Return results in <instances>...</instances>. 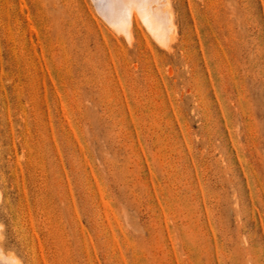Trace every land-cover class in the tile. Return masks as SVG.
<instances>
[{
    "label": "rangeland",
    "instance_id": "obj_1",
    "mask_svg": "<svg viewBox=\"0 0 264 264\" xmlns=\"http://www.w3.org/2000/svg\"><path fill=\"white\" fill-rule=\"evenodd\" d=\"M157 2L0 0V256L264 264V0Z\"/></svg>",
    "mask_w": 264,
    "mask_h": 264
},
{
    "label": "bare ground",
    "instance_id": "obj_2",
    "mask_svg": "<svg viewBox=\"0 0 264 264\" xmlns=\"http://www.w3.org/2000/svg\"><path fill=\"white\" fill-rule=\"evenodd\" d=\"M94 1L97 4L99 11H101V14H103V16L106 17L105 19H107V21L110 22L111 26L115 27L116 29H118L122 32L128 31L127 33L130 34L129 27L131 25H133L135 27L134 24L137 23L140 26V25H143L140 23L145 21L144 25H145V23L147 24L146 28H147V26L150 27V29L152 30V31L150 30V32H153L155 34L154 36L157 37L159 41L160 40L165 41L167 39H168L167 41H169V39H171L173 41L175 36L178 35V34L174 35L175 30L178 28L174 25L175 23H173L175 21V20L173 21V17H172L173 14L170 13V11H165V10L162 12L159 10V7H157V6H153V8H152V6H151L152 3H156L157 0H94ZM169 2H170V0H169ZM169 2H165L163 7H168ZM155 7H157V8H155ZM97 11H96V13H97ZM133 22H135V23L132 24ZM133 26H132V28H134ZM139 26H138V31L140 30ZM134 30H135V32L137 31L136 29H133L131 32L133 33ZM141 30L140 31L142 32V34H143V32L145 33V31H147V29L145 31H143V27ZM120 31L119 32L116 31V32L119 34H122ZM139 32H136V33L138 34ZM147 32H149V31H147ZM132 33L130 34L131 36L129 35L130 37H132V35L134 36V34H135V33H133V34ZM125 34L126 33H124V35ZM137 34H135V35H137ZM150 35H152V34H150ZM127 36L125 35L123 37L127 38ZM172 36H173V38H172ZM139 37H141V36H139ZM155 37L153 38L154 40H155ZM133 39H134V37H133ZM135 39H134V41H135ZM176 39L177 38H175L174 40H176ZM129 41H130V39H129ZM131 41H133V40H131ZM161 43L163 44V42H161ZM170 45H172V44H170ZM169 50L170 49H168V51ZM0 193H2V192H0ZM1 199H2V197H1ZM0 245H1V243H0ZM2 247L3 246H1V248ZM8 256L9 255H7V257H5L2 254L0 256V264H11L12 261H15V264H19V262L21 264V261L18 262V260H16L14 257H8Z\"/></svg>",
    "mask_w": 264,
    "mask_h": 264
},
{
    "label": "snow or ice",
    "instance_id": "obj_3",
    "mask_svg": "<svg viewBox=\"0 0 264 264\" xmlns=\"http://www.w3.org/2000/svg\"><path fill=\"white\" fill-rule=\"evenodd\" d=\"M11 264H15V261H12Z\"/></svg>",
    "mask_w": 264,
    "mask_h": 264
}]
</instances>
